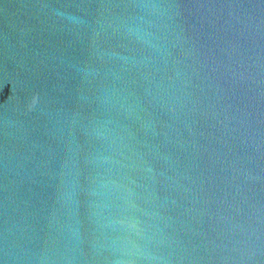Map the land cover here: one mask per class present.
<instances>
[{
    "label": "water",
    "instance_id": "water-1",
    "mask_svg": "<svg viewBox=\"0 0 264 264\" xmlns=\"http://www.w3.org/2000/svg\"><path fill=\"white\" fill-rule=\"evenodd\" d=\"M0 264H264V0H0Z\"/></svg>",
    "mask_w": 264,
    "mask_h": 264
}]
</instances>
